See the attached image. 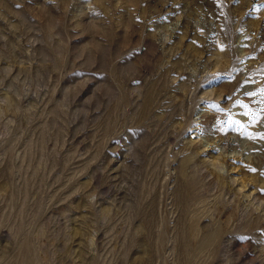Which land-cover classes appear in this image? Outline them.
<instances>
[{
  "label": "rangeland",
  "instance_id": "rangeland-1",
  "mask_svg": "<svg viewBox=\"0 0 264 264\" xmlns=\"http://www.w3.org/2000/svg\"><path fill=\"white\" fill-rule=\"evenodd\" d=\"M0 264H264V0H0Z\"/></svg>",
  "mask_w": 264,
  "mask_h": 264
},
{
  "label": "snow or ice",
  "instance_id": "snow-or-ice-1",
  "mask_svg": "<svg viewBox=\"0 0 264 264\" xmlns=\"http://www.w3.org/2000/svg\"><path fill=\"white\" fill-rule=\"evenodd\" d=\"M248 95H253V93H249Z\"/></svg>",
  "mask_w": 264,
  "mask_h": 264
}]
</instances>
